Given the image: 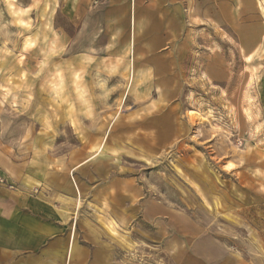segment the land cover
I'll return each mask as SVG.
<instances>
[{"label": "rangeland", "instance_id": "obj_1", "mask_svg": "<svg viewBox=\"0 0 264 264\" xmlns=\"http://www.w3.org/2000/svg\"><path fill=\"white\" fill-rule=\"evenodd\" d=\"M187 2L147 49L104 0H0V264L7 237L34 264L38 232L71 231L115 264H264V0ZM64 177L66 203L48 188ZM116 177L151 215L88 201Z\"/></svg>", "mask_w": 264, "mask_h": 264}, {"label": "crops", "instance_id": "obj_2", "mask_svg": "<svg viewBox=\"0 0 264 264\" xmlns=\"http://www.w3.org/2000/svg\"><path fill=\"white\" fill-rule=\"evenodd\" d=\"M187 1L104 0L106 3V14L113 16V20L114 18H119V22L122 21L126 28L125 31H130L131 40L133 38L140 39V42L137 43L138 46L141 45L147 49L158 43V33L164 30L166 23L174 22L172 20L173 17L181 13L180 7L184 3H188ZM260 3L262 4V0H260ZM117 11H120L118 13L120 15L115 14ZM161 25L163 26L160 27ZM62 180L63 182L58 184L59 187L57 185H55L56 187L49 185L48 188L50 197L53 196L57 201L60 200L66 203V198H72L73 194L76 195L77 191L81 193V190L76 182L77 180L73 179L74 184L65 177ZM91 191V197L89 196L88 201L92 200L94 205L100 209L102 207L108 209L111 207V210L107 212L114 222H130L131 214L137 213L143 208H145L146 213L152 214L154 205L152 200L146 196L145 189L132 180L123 181L116 177L111 181L97 185ZM44 198L38 196V198L33 200L35 211L40 213L45 211V218L52 226L63 225L72 221V216L65 215V212H62L68 208V204L63 205V203L56 201L50 202ZM163 213L164 211L162 210V213L159 214ZM30 226L31 228L27 232L29 235L31 230L37 229L38 223ZM159 226L160 230L164 231V224L159 223ZM13 238H19V236L7 237V242L13 246L5 247V264H24L23 258L19 256L21 252L20 243L18 244V241L13 243L11 241ZM36 238L40 242L42 239L48 238L51 242H47L48 246L42 250L41 255H34V264H115L114 251L110 250L107 245L101 244L100 246L90 247L82 242L74 243L72 231L69 233L65 232L61 242L57 241L58 238L54 239L51 235L44 232H38ZM85 238L89 239V235L85 236ZM16 243L17 245H15Z\"/></svg>", "mask_w": 264, "mask_h": 264}]
</instances>
